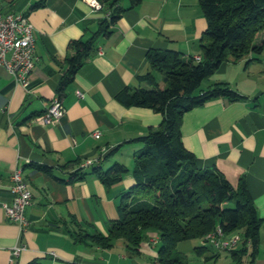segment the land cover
Returning a JSON list of instances; mask_svg holds the SVG:
<instances>
[{
    "label": "crops",
    "instance_id": "obj_1",
    "mask_svg": "<svg viewBox=\"0 0 264 264\" xmlns=\"http://www.w3.org/2000/svg\"><path fill=\"white\" fill-rule=\"evenodd\" d=\"M40 1L3 0L5 14H24L33 25L34 67L25 88L0 65V264L33 259L46 264H157L155 240L141 243L135 254L121 240L102 248L83 238L86 233L107 234L109 223L118 218L120 196L134 179L126 174L107 187L79 167L116 147V154L95 165L106 169L122 163L117 156L123 152L134 158L142 145L132 140L160 126V113L125 107L116 95L124 88H150L142 79L150 71L157 81L159 74L163 78L149 64V50L200 57L199 40L207 21L199 1L142 0L123 11L78 70L61 98L65 113L52 124L41 123L40 115L57 97L68 43L97 31L103 12L84 0H45L44 6L30 9ZM261 33L260 41L264 30ZM206 80L203 90L227 83L244 98H216L186 112L180 125L183 145L199 168L216 169L234 187L242 178L262 224L253 256L249 248L241 256L239 244L229 251L209 244L195 250L204 245L195 239L187 259L189 264H264V50L229 59ZM16 169H21L32 195L25 210L29 223L22 231L3 207L12 200L11 175ZM21 244L24 250L12 256V249Z\"/></svg>",
    "mask_w": 264,
    "mask_h": 264
},
{
    "label": "trees",
    "instance_id": "obj_2",
    "mask_svg": "<svg viewBox=\"0 0 264 264\" xmlns=\"http://www.w3.org/2000/svg\"><path fill=\"white\" fill-rule=\"evenodd\" d=\"M98 1L103 17L97 31L86 39L68 43L66 68L56 89L59 99L85 61L94 55L98 39L108 36L121 13L142 0ZM123 1L127 2L126 7ZM198 1L207 21L199 40V60L184 58L174 50H149L147 60L154 70L163 73L166 86L161 88L150 71L142 77L150 88H124L116 95L125 107L149 108L162 115L158 128L132 140L142 145L134 157L132 170L119 162L106 169L101 164L95 165L106 162L117 153L118 147L101 155L87 173L79 167L84 175L95 174L107 187L126 174L134 179V184L120 196L118 218L109 223L107 234L86 233L83 238L102 248H111L121 240L135 254L141 243L155 240L159 243L157 264H189L187 256L177 250L178 244L200 239L204 245L195 250L204 249L207 244L211 245L208 236L218 228L222 239H231L235 234L241 236V256L248 248L251 256L255 255L259 246L262 220L244 180L241 178L234 187L216 169L199 168L194 154L183 145L180 125L186 112L207 101L244 98L227 83H216L206 90L201 89V84L229 59L236 61L246 54H260L264 50V40L255 42L264 30V0ZM44 5L45 0H41L30 9ZM150 233L156 236L152 238ZM26 264L46 263L33 259Z\"/></svg>",
    "mask_w": 264,
    "mask_h": 264
},
{
    "label": "built area",
    "instance_id": "obj_3",
    "mask_svg": "<svg viewBox=\"0 0 264 264\" xmlns=\"http://www.w3.org/2000/svg\"><path fill=\"white\" fill-rule=\"evenodd\" d=\"M94 11L101 9L98 0H84ZM197 59V57H196ZM199 60V59H197ZM0 65L7 69L14 81L27 88L29 77L34 67V38L33 25L24 14H14L3 12V0H0ZM78 95L81 93L78 91ZM65 113L61 99L56 97L50 106L40 115L43 124H52L58 121ZM94 136L99 138L100 133L95 132ZM98 159H87L81 167L92 165ZM11 202H4L3 207L7 213V218L16 223L21 231L28 225L25 217V210L31 202V192L27 183L22 177L21 169H16L11 175ZM219 231L215 232L214 239H208L211 245H217L218 250L232 249L241 241V236L235 242L220 241ZM24 245H16L11 255L16 256Z\"/></svg>",
    "mask_w": 264,
    "mask_h": 264
},
{
    "label": "rangeland",
    "instance_id": "obj_4",
    "mask_svg": "<svg viewBox=\"0 0 264 264\" xmlns=\"http://www.w3.org/2000/svg\"><path fill=\"white\" fill-rule=\"evenodd\" d=\"M261 36H262V33L259 34V36L256 39H258L260 41L261 40ZM158 76H159L158 83L160 84V87L161 88L165 87L166 86V83H165V81H163L162 74L161 75L159 74ZM206 81L207 80H205L202 83V87L206 85V83H207ZM117 159L120 160L122 163H124L130 170H132L133 165H134V162H133V164H129L128 163V160L129 161H131V160L134 161V158L132 157V153L131 152L130 153L129 152L128 153L127 152L126 153L123 152V154L117 156ZM235 235H239V234H235ZM230 237H227V238H230ZM195 243H196V240H188V241H185L183 243L178 244L177 250L180 251V252H182L186 256H189L190 257L191 255H189V251H188L189 245H194Z\"/></svg>",
    "mask_w": 264,
    "mask_h": 264
},
{
    "label": "bare ground",
    "instance_id": "obj_5",
    "mask_svg": "<svg viewBox=\"0 0 264 264\" xmlns=\"http://www.w3.org/2000/svg\"><path fill=\"white\" fill-rule=\"evenodd\" d=\"M196 59V58H195ZM197 59H199V57H197ZM196 59V60H197ZM218 231V230H217ZM216 231V232H217ZM222 237V233H221V231H219V239H220V241H227V242H235L238 238H239V236L238 235H235L234 237H232L231 239H222L221 238ZM207 238V237H206ZM215 238V233L214 234H212V235H209L208 236V239H214ZM213 247H215L216 249H217V245H212Z\"/></svg>",
    "mask_w": 264,
    "mask_h": 264
}]
</instances>
